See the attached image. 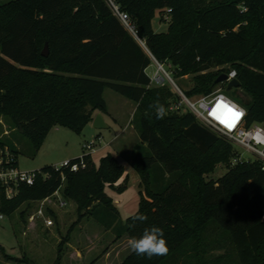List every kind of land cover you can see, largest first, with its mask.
Here are the masks:
<instances>
[{
    "label": "trees",
    "instance_id": "1",
    "mask_svg": "<svg viewBox=\"0 0 264 264\" xmlns=\"http://www.w3.org/2000/svg\"><path fill=\"white\" fill-rule=\"evenodd\" d=\"M116 2L136 37L104 0H0V120L11 130L0 138V153L8 148L18 161L16 140L25 138L36 156L56 127L81 135L95 112L107 113L105 92L112 90L136 105L132 124L140 144L131 164L141 180L138 211L122 223L107 193L127 190L128 179L115 186L126 173L118 158L108 153L97 166L84 152L70 160L78 171L46 167L32 186L19 185L12 199L0 183V213L11 217L62 189L77 204L79 221L92 216L118 238L139 237L153 225L163 229L167 255L130 253L120 264H211L207 258L217 249L225 254L216 264H264V164L235 161L234 145L189 110H171L180 98L147 73L156 60L174 68L173 80L194 76V87L185 92L192 98L210 96L219 85L221 74L208 71L231 66L246 98L238 92L230 98L246 109L248 126L264 124V0ZM157 13L170 19L166 32L153 28ZM157 98L168 110L163 120L149 108ZM220 165L228 167L226 174L208 180ZM138 213L147 221H134ZM70 235L59 245L56 264ZM2 262L35 264L0 245Z\"/></svg>",
    "mask_w": 264,
    "mask_h": 264
},
{
    "label": "rangeland",
    "instance_id": "2",
    "mask_svg": "<svg viewBox=\"0 0 264 264\" xmlns=\"http://www.w3.org/2000/svg\"><path fill=\"white\" fill-rule=\"evenodd\" d=\"M169 22L170 19L168 18V15L157 13L153 21V28L155 32H166L168 30ZM164 69L170 75V77L173 78L172 73L174 72V68L170 64H165ZM223 69H226L229 72L233 70L231 66H225L222 68H214L208 71L206 74H214L215 76L221 74L222 76V74H226L221 73ZM156 72V62L153 61V64L148 68L147 73L150 77H152L155 76ZM164 75L165 74L162 73V76ZM173 81L184 95L185 92L190 91L195 85L194 76L192 75L180 77ZM166 85L180 98L178 105L184 112H187L188 109L186 106L181 105L182 98L180 92L171 82H169L168 79L166 80ZM225 88H227V85L219 84L215 88L213 94L224 92ZM234 92L241 94V90L236 88L232 89L230 93L225 91L226 95L229 97L234 95ZM201 97H203V95H195L192 98L199 99ZM105 98L111 107H122L119 100L123 101L122 104L127 102V104H130L133 107L136 106L134 103L113 92L112 90H106ZM128 107L126 106V110ZM123 117L125 118L124 115ZM127 120L128 118L125 119V122H128ZM1 122L0 138H6L9 136V132L11 130L8 129L3 123V120H1ZM210 130L218 135H221L213 129ZM120 131L121 127L119 125L102 131H97L92 125H88L81 135H77L71 130L65 128H59L58 130L53 129L47 136L41 150L36 156L33 154V148L30 143L25 138H21L20 143L16 140L19 150L18 170L21 172H35L49 166H60L65 161L80 158L85 152L84 146L86 144L93 143L94 151L88 153L92 155L93 161L97 166L100 164L101 159L105 155L111 153L112 155L116 156L119 162L125 167L127 172L126 175H129L128 187L123 193H119L112 189H107V193L112 197L115 206L119 210L121 221L126 223L127 219L134 215L139 209L140 178L138 173L132 169V159L130 157L119 156L118 154H115L116 152L114 153L112 148L109 149L107 148L108 146H106L109 140L115 136V133H120ZM99 134H102L101 143L97 138ZM235 149L241 160L254 161L256 159L255 156L247 153L245 150L239 147H235ZM227 171V166L220 165L217 167L215 172L207 177V179L217 181L223 177ZM60 198L63 199V201H66L67 205L62 209H59L54 205L51 206V209H53L54 214L57 216V220L51 216V212L49 210L47 212V216L54 221V225L49 231L46 230L47 227L43 220L39 218L34 220L35 225L33 227H30L29 225L31 222V217H33L40 209V204L38 202L23 205L22 208L11 217L4 216V218L0 221V245L5 248L7 253L19 258L27 256L35 264H56L59 256V245L70 232V237L72 239L71 244L77 243L78 241L84 243L86 236L89 235L88 238H91V241L93 242L92 244H94V249L97 247L96 250H93L87 256L86 261L89 258L93 260L100 256L105 248L110 246L111 241H109L108 238L100 237L99 239V233H102L103 229L97 224V219L95 220V218L92 216H87L79 221L77 204L74 201L66 200L62 194V189L60 190ZM21 212H24L23 218L20 215ZM129 253L130 252L127 251L123 252L122 258L120 260L119 258L114 260V264H118ZM224 254L225 251L217 249L214 250L207 259L209 262H213L211 264H216L217 258ZM60 264H78V262L74 257H70L68 255V250L64 248ZM97 264H103V262L99 261Z\"/></svg>",
    "mask_w": 264,
    "mask_h": 264
},
{
    "label": "built area",
    "instance_id": "3",
    "mask_svg": "<svg viewBox=\"0 0 264 264\" xmlns=\"http://www.w3.org/2000/svg\"><path fill=\"white\" fill-rule=\"evenodd\" d=\"M108 7L111 9L114 16L122 23V25L136 37L135 27L128 16L116 0H104ZM157 72L155 76L151 77L152 83L158 86L166 84L168 79L174 87L180 92L182 102L181 105H185L186 108L196 117L199 123L215 130L227 140H229L234 147H239L245 150L247 153L256 157L255 160H259L264 164V124H253L248 126L247 124V111L238 102L227 96L224 92L217 94H211L210 96H203L199 99L188 98L178 88V86L172 80L173 78L165 71L164 65L156 60ZM162 73L165 74L162 76ZM228 79L224 83L228 85L232 80L237 79V73L235 70L227 73ZM180 106L177 105L171 110H176ZM234 112L241 113L239 118L234 116ZM85 154L94 151V144H86L84 146ZM254 160V161H255ZM243 162L240 157L237 160ZM17 159L14 154L10 152L8 148L0 153V183L6 189V196L8 199H12L18 192V187L21 184H27L32 186L37 177V171L35 172H21L18 170ZM81 166L84 167V162H81ZM57 170L62 168H70L76 172L80 168L77 164H71L70 161H65L60 166H54ZM40 209L37 213L31 217V221L36 218L43 220L46 227H52L54 225L53 219L47 216V212L53 211L51 206H56L59 209L66 207V201L60 198V190H58L53 196L48 197L38 202ZM4 218V215L0 213V221Z\"/></svg>",
    "mask_w": 264,
    "mask_h": 264
},
{
    "label": "crops",
    "instance_id": "4",
    "mask_svg": "<svg viewBox=\"0 0 264 264\" xmlns=\"http://www.w3.org/2000/svg\"><path fill=\"white\" fill-rule=\"evenodd\" d=\"M105 95H106V92H105ZM105 100H106V98H105ZM119 101L121 102L122 107H118V106L111 107V105L106 100L108 111L106 114L102 113L105 124L108 126L107 129H111V128H113V126H118V125L121 127L120 133H115V136L109 140V142L106 144V146H108L107 148H109V149L112 148L114 150V153L116 152L115 154H118L119 156H127V157L131 158L134 149L140 144L139 135L137 132H135L136 130L132 124L133 116H134V113L136 111V106L133 107L130 104H127V102H124L122 104L123 101L122 100H119ZM126 106L127 107L129 106L127 110H126ZM99 113H101V112L97 111L94 113L93 121L90 125L93 126L94 119L97 116V114H99ZM123 115L125 116V118L123 117ZM126 118H128V120H127L128 122H125ZM0 123H2L1 120H0ZM54 129L58 130L59 127H56ZM107 129H105V130H107ZM97 131H102V130H97ZM101 136H102V134H99L97 136L100 143H101ZM132 169H134L133 166H132ZM126 173H125V176L115 185L116 187H120V186L125 185L126 179H128V182H129V175H126ZM140 182H141V180H139V189H140ZM127 187H128V183H127ZM117 210H118V208H117ZM118 212H119V210H118ZM119 219H120V216H119ZM95 220H96V218H95ZM96 222L100 226V228L103 229L102 233L98 232L100 234L99 239H100V237L108 238V240L111 241L110 246L106 247L105 250L103 251V253L100 254V256L96 257L93 260L89 258L86 261L87 256L93 250H96V248H97L96 247L94 249V244H92L93 242L91 241V238L89 239L88 238L89 235H88V236H86L84 243L78 241L77 243L71 244L72 239L70 237V242L67 244L66 249L68 250V255L70 257H74L76 259V261L78 262V264L79 263L85 264V262H86V264H97L99 261H102L103 264H114V260H117L118 258L120 260L122 258L123 252L127 251V252L132 253L129 249V246H128L129 238L127 236L118 238L112 229H106L98 220H96ZM33 223H34V221L30 222V224H29L30 227H33L35 225V223L34 224ZM50 228L51 227H47L46 230L49 231ZM124 259H122L118 264H120ZM3 264H9V263H3ZM115 264H117V263H115Z\"/></svg>",
    "mask_w": 264,
    "mask_h": 264
},
{
    "label": "clouds",
    "instance_id": "5",
    "mask_svg": "<svg viewBox=\"0 0 264 264\" xmlns=\"http://www.w3.org/2000/svg\"><path fill=\"white\" fill-rule=\"evenodd\" d=\"M149 108L154 110L158 120H163L168 115L167 108L158 98L149 105ZM132 219L143 223L148 217L143 213H138ZM128 246L132 253L148 259L165 256L170 251L163 229L155 225L146 227L139 237H131L128 240Z\"/></svg>",
    "mask_w": 264,
    "mask_h": 264
},
{
    "label": "water",
    "instance_id": "6",
    "mask_svg": "<svg viewBox=\"0 0 264 264\" xmlns=\"http://www.w3.org/2000/svg\"><path fill=\"white\" fill-rule=\"evenodd\" d=\"M49 54V49H48V45L45 46V49L43 51V55L44 56H48ZM228 79L227 74H222V76L217 80V84H224ZM240 89L241 88V83L238 79H234L232 80L230 83H228L227 85V89L228 90H232V89ZM242 96L246 98V96L241 92ZM93 127L96 130H105L108 128V126L105 124V121L103 119V114L99 113L97 114V116L94 119V123H93Z\"/></svg>",
    "mask_w": 264,
    "mask_h": 264
},
{
    "label": "snow or ice",
    "instance_id": "7",
    "mask_svg": "<svg viewBox=\"0 0 264 264\" xmlns=\"http://www.w3.org/2000/svg\"><path fill=\"white\" fill-rule=\"evenodd\" d=\"M233 114H234V116H235L236 118H239V116L241 115V113H238V112H234Z\"/></svg>",
    "mask_w": 264,
    "mask_h": 264
}]
</instances>
